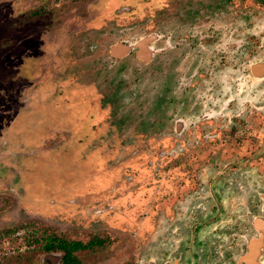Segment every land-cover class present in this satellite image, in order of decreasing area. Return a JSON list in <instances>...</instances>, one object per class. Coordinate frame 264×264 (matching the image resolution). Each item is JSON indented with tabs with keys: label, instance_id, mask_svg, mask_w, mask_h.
Instances as JSON below:
<instances>
[{
	"label": "rangeland",
	"instance_id": "obj_1",
	"mask_svg": "<svg viewBox=\"0 0 264 264\" xmlns=\"http://www.w3.org/2000/svg\"><path fill=\"white\" fill-rule=\"evenodd\" d=\"M206 5L0 0V264H47L40 248L49 235L102 240L85 264H138L148 233L158 244L159 216L190 177L182 167L198 163L169 155L175 143L161 134L145 67L130 60L118 76L102 66L115 42L158 32L163 13L179 17L181 7ZM252 5L260 7L264 39V0L246 1ZM256 58L264 59V48ZM211 144L210 152L222 151ZM213 159L204 155L197 167Z\"/></svg>",
	"mask_w": 264,
	"mask_h": 264
},
{
	"label": "flooded vegetation",
	"instance_id": "obj_2",
	"mask_svg": "<svg viewBox=\"0 0 264 264\" xmlns=\"http://www.w3.org/2000/svg\"><path fill=\"white\" fill-rule=\"evenodd\" d=\"M246 1L176 8L180 16L163 13L158 32L107 49L104 74L113 67L120 76L130 60L145 67L142 80L154 92L161 134L175 143L170 156L198 165L204 155L217 158L211 167H182L187 184L159 216L157 245L148 233L138 264H264V205H258L264 202V59L256 58L264 39L260 7ZM88 58L81 59L85 65ZM122 92L120 84L117 103ZM208 106L215 111L202 112ZM211 143L222 151L210 152ZM43 242L47 264H85L104 243L55 235Z\"/></svg>",
	"mask_w": 264,
	"mask_h": 264
}]
</instances>
